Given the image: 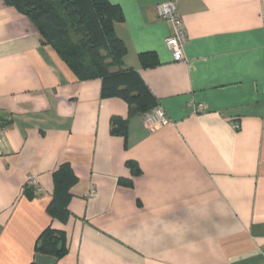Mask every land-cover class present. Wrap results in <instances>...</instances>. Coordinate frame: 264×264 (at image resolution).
I'll use <instances>...</instances> for the list:
<instances>
[{
  "label": "crops",
  "instance_id": "1",
  "mask_svg": "<svg viewBox=\"0 0 264 264\" xmlns=\"http://www.w3.org/2000/svg\"><path fill=\"white\" fill-rule=\"evenodd\" d=\"M109 1L125 65L168 118L156 129L0 0V264H264V0ZM165 1L184 24L180 61ZM62 163L77 177L64 222L47 212ZM31 175L39 191H25ZM47 226L65 232L60 258L35 251Z\"/></svg>",
  "mask_w": 264,
  "mask_h": 264
},
{
  "label": "trees",
  "instance_id": "2",
  "mask_svg": "<svg viewBox=\"0 0 264 264\" xmlns=\"http://www.w3.org/2000/svg\"><path fill=\"white\" fill-rule=\"evenodd\" d=\"M4 1L29 18L41 42L56 52L78 80L100 79L101 96L123 98L129 114L142 117L158 105L138 72L124 63L126 49L114 30V23L123 20L119 5L109 0ZM139 58L143 67L158 64L155 52H142ZM110 132L124 135L126 119L112 116ZM127 166L133 174L138 173L135 161L127 160ZM53 180V196L47 212L64 222L70 214L67 207L72 196L70 189L77 177L68 163H62L54 171ZM30 188L36 190L27 184L25 191ZM35 251L62 257L67 252L65 232L47 226L36 240Z\"/></svg>",
  "mask_w": 264,
  "mask_h": 264
},
{
  "label": "built area",
  "instance_id": "3",
  "mask_svg": "<svg viewBox=\"0 0 264 264\" xmlns=\"http://www.w3.org/2000/svg\"><path fill=\"white\" fill-rule=\"evenodd\" d=\"M157 11L159 16L169 22L172 25V33L165 39V44L168 50L171 52L172 58L174 61H180L184 59L183 55V41L185 35L184 24L176 11V6L173 1L161 2L157 5ZM201 106H198V110H201ZM168 121V118L163 111L162 107L157 105L151 111L144 114L143 122L145 126L151 130L156 129L157 127L165 124ZM234 126L237 128L238 124L234 123ZM2 131L0 130V140L2 136ZM28 184L35 186L36 190L39 191L37 186V181L33 175L28 177ZM93 192H91V195ZM264 254V248L262 249Z\"/></svg>",
  "mask_w": 264,
  "mask_h": 264
}]
</instances>
